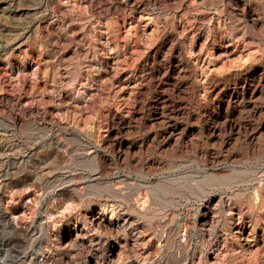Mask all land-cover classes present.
I'll return each instance as SVG.
<instances>
[{
	"label": "rangeland",
	"instance_id": "1",
	"mask_svg": "<svg viewBox=\"0 0 264 264\" xmlns=\"http://www.w3.org/2000/svg\"><path fill=\"white\" fill-rule=\"evenodd\" d=\"M263 214L264 0H0V264H264Z\"/></svg>",
	"mask_w": 264,
	"mask_h": 264
},
{
	"label": "bare ground",
	"instance_id": "2",
	"mask_svg": "<svg viewBox=\"0 0 264 264\" xmlns=\"http://www.w3.org/2000/svg\"><path fill=\"white\" fill-rule=\"evenodd\" d=\"M45 165V164H44ZM48 166V165H47ZM42 167V165L40 166V168ZM65 167V166H64ZM43 168V167H42ZM45 168V167H44ZM62 169V168H61ZM40 171V170H39ZM38 171V172H39ZM63 171V170H62ZM51 172V171H50ZM60 172V171H59ZM44 173V172H43ZM52 173V172H51ZM61 173V172H60ZM42 174V173H41ZM44 174H46V173H44ZM47 175V174H46ZM45 175V176H46ZM51 175V174H50ZM41 176V175H40ZM48 176H49V174H48ZM39 177V176H38ZM235 182V181H234ZM55 186H56V184H55ZM59 186V185H58ZM64 186V185H63ZM61 187V186H60ZM59 187V188H60ZM65 187V186H64ZM51 189H53V188H51ZM62 189V188H61ZM56 190V189H55ZM45 191V190H44ZM255 191V190H254ZM253 191V192H254ZM258 191V190H257ZM79 193V192H78ZM258 193V192H257ZM81 194V193H80ZM82 195V194H81ZM256 195V194H255ZM259 196H260V194H259ZM253 197L254 198H256L254 195H253ZM254 200V199H253ZM257 201V200H256ZM256 201H254L255 203H256ZM253 202V201H252ZM253 202V203H254ZM262 205V204H261ZM261 205H260V209H263V208H261ZM253 206H254V204H253ZM69 207V206H68ZM67 208V207H66ZM255 208V207H254ZM64 209V208H63ZM104 208H102L101 207V209L100 210H92L91 211V213H90V215H89V220H90V223L92 224V229H96L97 230V228L99 229V228H102V227H105L107 224H110V225H114L117 229H122V232H123V238L125 239V238H129L130 240H133V241H137V240H139V239H141V236H140V234H139V231H137V230H135V228H134V225H133V223H132V221H130V219L129 218H127V217H122V219H121V223H119V222H113L112 220H110V219H103V216H102V214H101V210H103ZM251 209V208H250ZM67 210V209H66ZM65 211V210H64ZM261 211V210H260ZM109 212L110 213H112L113 211H112V209H110L109 210ZM259 214H260V212H259ZM258 215V214H257ZM49 216H50V214H49ZM261 216H262V214H261ZM84 217H86V216H84ZM259 217V216H258ZM257 217V218H258ZM254 219V220H252V222L249 224V225H246L244 222H242V221H239L238 223V226H237V230L235 231L236 233L238 232L239 233V235H240V237H241V239L243 240V241H248V240H250V241H254V242H256V243H258V248H259V250H260V252H261V258H264V235L262 236V238H259L258 237V235H257V229H256V227H257V225L261 222L259 219ZM84 219V218H83ZM87 219V218H86ZM85 221V220H84ZM88 221V220H87ZM263 222H264V214H263ZM87 224V223H86ZM248 224V223H247ZM90 225V224H89ZM88 225V226H89ZM89 228V227H88ZM105 229H107V228H105ZM111 229V228H110ZM130 229V230H129ZM263 231H264V227H263ZM73 234H74V238H75V240H74V242H76L77 243V241L76 240H81V238L84 236V234H85V232H84V230L82 229V228H79V229H75L74 231H73ZM90 237V236H89ZM261 237V236H260ZM92 239V238H91ZM83 241V240H82ZM255 245V244H254ZM117 248H120V245L118 244V245H111L110 246V248L108 249V252H107V254L105 255V257H104V261L105 262H110L112 259H113V257H114V255L115 254H117L118 253V249ZM258 248H256L257 250H258ZM117 249V251L115 252V250ZM120 250V249H119ZM259 250L257 251L258 252V254L260 253L259 252ZM243 251V250H242ZM257 254V253H256ZM257 254V255H258ZM257 258V257H256ZM262 260V259H261ZM260 260V261H261ZM254 261H256V259H254ZM94 262H96V259H95V261ZM264 261H262V263H263ZM244 264V263H243ZM255 264V263H254ZM258 264V263H257Z\"/></svg>",
	"mask_w": 264,
	"mask_h": 264
}]
</instances>
